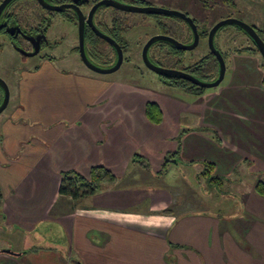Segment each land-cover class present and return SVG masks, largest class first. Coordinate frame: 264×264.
I'll use <instances>...</instances> for the list:
<instances>
[{
    "label": "crops",
    "instance_id": "crops-1",
    "mask_svg": "<svg viewBox=\"0 0 264 264\" xmlns=\"http://www.w3.org/2000/svg\"><path fill=\"white\" fill-rule=\"evenodd\" d=\"M39 64L21 69L0 119V249L21 252L13 260L0 253V264H264V196L255 190L264 180V85L256 66L235 63L226 97L213 96L209 112L210 93L145 81L151 95L139 97L141 87L125 77ZM148 101L160 105V122L146 116ZM129 104L128 112L102 110ZM207 163L225 185L246 188L213 186L207 194L232 201L204 207L186 174L168 178L182 165L201 168L198 179ZM95 165L116 181L79 199L59 192L63 171L88 174ZM148 172L167 185L153 199L135 188L165 186L142 181ZM179 185L196 204L175 212L171 187Z\"/></svg>",
    "mask_w": 264,
    "mask_h": 264
},
{
    "label": "flooded vegetation",
    "instance_id": "flooded-vegetation-1",
    "mask_svg": "<svg viewBox=\"0 0 264 264\" xmlns=\"http://www.w3.org/2000/svg\"><path fill=\"white\" fill-rule=\"evenodd\" d=\"M1 1L2 0H0V3ZM46 1L57 5L76 4L84 12L85 16H87L92 6L99 0H79L77 2H75L74 0H46ZM120 1H125V0H120ZM248 1L251 0H199L197 6H194L192 10L191 9L188 10L189 8L188 0H127L125 1V3H130L135 5L159 6L169 9H176L178 11L186 13L187 15L193 18V20L197 25L199 32V41L200 39L203 38L207 41L209 46V42H208L209 32L211 28L221 19L214 21L212 20L210 21L211 22L210 23L208 21L206 22L204 18L213 19L212 17L215 15L217 11H222L223 9H227V8L229 9L232 8V10H235L234 11L235 15H229L228 17H235L250 24L256 29L258 34L264 40V0H254L252 6L247 4ZM106 7H112V6H107V5L100 6L94 13L93 21L95 25L102 32L106 33L107 35H109L119 43L120 47L122 48L123 56H124V60L122 64L126 61L127 63H132L133 66L134 64L133 62H131V59L133 55L138 54V52H133L134 49L129 48V44L128 42H126V36L128 34V30L131 28L132 29L139 28V26H146L153 24L161 29L160 32L158 31L154 33L146 32L145 36H141V38H143L139 40V42L141 43L139 48V54L141 56L145 43L149 40L150 37L156 34H166L173 36L178 41L185 44H190L194 41V33L190 24L183 17L179 15L165 14V13L130 12L118 8L112 10H106L107 9ZM56 14H61L65 18V20H67L68 22H72L73 24H76L78 27V35H79L78 14L76 10H74L72 7H65L60 11H55L44 7L42 4H40L38 0H11L5 6L0 17V23L3 24L2 26H0V32H5L7 34L8 38L11 41V45L15 49L18 56L21 58V63H19L16 67L19 68L21 67L28 68L30 66L40 67L41 64L38 63L34 65L27 63L28 59H33V58H38L40 59V61L49 60L55 62L57 60L56 58L58 57L53 52H46L45 50L48 46L51 45V42L48 38V30L51 24L54 22ZM196 14L203 15L201 19L204 20L202 23H200L201 25H199V22L197 21L198 17L196 16ZM228 17H222V18L224 19ZM228 25L234 26L236 28L234 29L236 30L234 33L236 34L241 33L245 35L247 39L254 45V47L252 45L246 47L244 46L242 50L241 49L238 50L242 52L243 51L253 52L257 50L258 52H260L252 37L239 25L236 24L223 25L217 30L216 34ZM215 37H214V44H215ZM215 46L222 52L224 58L226 59L225 53H223L222 49H220L216 44ZM36 48H39V51L34 53L33 55H30V53H33L31 51H34ZM85 50L89 59L92 60V62L101 66H112L116 63L118 59V52L115 46L107 39L100 36L91 27V25L87 23V21L85 23ZM190 50L192 49H183L167 40L160 39L153 42L150 45V47L148 48V55L150 60L157 65H161L164 67L168 66L169 68L172 67V68L183 69L180 68V66L182 67L183 64L186 65L185 62L187 60V52H190ZM209 53H212L210 47H209ZM209 53H207L206 55H208ZM77 54L80 59L81 66L87 67L82 60L79 47H77ZM212 54L216 57L214 53ZM59 58L60 60L64 59L61 56H59ZM173 61H175L174 65H173ZM142 62L145 65L143 61V57H142ZM166 62H168V64H166ZM69 65H70L69 67H75L73 63ZM133 67L139 68L137 63ZM157 75L159 79L165 84H169L170 83L169 79H172V77H165V75H159V74ZM2 100L3 97L1 98V101Z\"/></svg>",
    "mask_w": 264,
    "mask_h": 264
},
{
    "label": "rangeland",
    "instance_id": "rangeland-1",
    "mask_svg": "<svg viewBox=\"0 0 264 264\" xmlns=\"http://www.w3.org/2000/svg\"><path fill=\"white\" fill-rule=\"evenodd\" d=\"M120 1V0H119ZM127 1V0H125ZM122 1V2H125ZM253 1H248V5H253ZM187 6V5H186ZM188 7V6H187ZM194 6L192 4H190L189 9L192 10ZM230 7V6H228ZM106 10H112L115 9V7H106ZM196 11V10H195ZM235 10H232L227 8V9H223L222 11H217L215 13V15L211 18H204L205 21L210 22V21H214V20H220L223 19L222 17H228L229 15H235L234 13ZM196 16L198 17V22L199 25H201L200 23L203 22L204 19L202 18V14H196ZM152 21V20H151ZM211 23V22H210ZM234 26H226L224 29H222L221 31H219L216 34L215 37V44L222 49L223 53H225L226 56V73H225V77L222 80V82L215 87H206V93H210L209 94V101H211L212 97L214 96L218 101H220V99H224L226 97L225 95V91H228V84L231 82V78H230V74L232 69L234 68L235 63L237 64L236 66L240 65V64H246L250 67H257L255 72H258L256 75H260L261 77L264 76V59L261 55L260 52H258L257 50H254L253 52H249V51H240L238 49H241L245 46H249L252 45L254 47V45L247 39V37L241 33H234L236 30ZM160 32L161 29L156 27L155 25L151 24V25H146V26H139V28H131L128 30V34L126 36V42H128L129 44V48L134 49L133 52H138V54L133 55L131 62H133V66H135V64L137 63L139 68H141L143 70V72H138L135 70H138V68H134L132 66V63H127L126 61L122 64V66H120L116 71L110 72V73H106L108 74L110 77H114V78H121L123 79L124 77L127 79H130L134 82H137L138 85H136L137 87H141L138 88L140 89L138 92L139 97L142 96H150L151 92L150 91H145V90H149V88H145L147 87L145 83V81L149 82L148 85L151 84V87L155 86L157 87L158 85V90H160L161 88H165V92L170 91L171 87L170 85L164 84V83H160L159 77L157 75L156 72H154L153 70L149 69L146 67V65L143 64L142 62V56L139 54V48L141 43L139 42V40L143 39L141 38V36H145V33H154V32ZM48 38L51 42V45L48 46L45 50L46 52H53L58 58H56L57 60L55 61V64L57 63V66H70L69 64H80V59L78 57L77 54V47H79V35H78V27L76 24H73L72 22H68L67 20H65V18L61 15V14H56L55 15V19L54 22L51 24L49 30H48ZM237 39V40H236ZM136 50V51H135ZM129 51V52H132ZM240 51V52H239ZM207 53H209V46L208 43L205 39H200V41L198 42L197 46L195 48H193L192 50H190V52H187V60H186V65L193 63L197 60H199L201 57H203L204 55H206ZM59 56H61L64 59L59 58ZM245 56V57H244ZM41 61L38 58H33V59H28L27 63L29 64H39ZM19 63H21V58L18 56V54L16 53L15 49L13 48V46L11 45V41L8 38L7 34L5 32H0V77H2L4 80H6V82L9 85L10 88V102H9V107H7V109H5L3 112L0 113V119L1 117L9 110L10 105L13 103L14 99H15V88L16 85L18 83V79H19V74L21 71V68L16 67ZM166 64H168V62H166ZM175 64V61H173V65ZM165 65V64H164ZM166 66V65H165ZM168 67V66H167ZM72 69H74V67H72ZM140 73V74H139ZM195 76L199 77L200 79L204 80V81H211L212 75L210 74H206V73H198V72H194ZM143 77H142V76ZM141 80V81H140ZM140 81V82H138ZM139 83L143 84V85H139ZM226 86V87H225ZM225 87V88H224ZM145 89V90H143ZM173 90H175V88H173ZM172 90V91H173ZM176 91V90H175ZM3 97V90L0 88V100ZM208 101V102H209ZM166 100L162 99V106L165 107L166 111L169 112L170 109H168V105L165 103ZM215 101H211V103H209V106L211 107L210 110H208L209 112L213 111V108L215 107ZM212 105V106H211ZM109 107V108H107ZM135 107V105H126V106H103L102 110L107 111L108 109L110 111H120V112H128L130 111V109L132 110V108ZM103 112V111H102ZM197 168H187L184 167L182 165H179V167L176 166H172V168L169 171V175L168 178H170L169 176H171L172 178H175L176 175H184L186 174L185 180L191 185V187H193L202 197V199H199L197 202L198 203H202V205L204 207H213L214 204V200L216 201H232L231 198L229 199L226 195H223L221 197H219V199H215L218 198L216 196H212L207 194L209 188H212L213 186H216L219 188V190H224L227 191L229 190V192H234L233 189H237V190H242L244 188H246V184L243 183L239 186H231L230 184H226L224 183V181L219 177V178H213L211 181H213L214 183L211 184L210 176H214V171H212L211 169L207 168V164H206V168L204 169V171L202 172V175L199 176L198 179L195 178V176L193 174L198 173L199 171H201V168H199V170ZM81 172V171H80ZM83 173V172H81ZM85 174V173H84ZM173 175V176H172ZM159 180H156L153 175L151 173H145V175H142V181L148 182V183H155L158 182L161 185H165L166 183L161 180L159 177H157ZM223 182V183H221ZM167 185L161 187L158 186H154V187H148V186H135V188H137V192L140 190V194L141 195H148L150 196L151 194V199H153L154 196L157 197V195L162 192L161 190H165ZM172 190L171 192L174 193V198H172V206L171 208L173 210H175V212L178 211H182L185 209H190L192 207L193 204H196V200H193V197H186V194L184 195L185 192V188L184 185H179L176 187H171ZM231 190V191H230ZM183 192V194H181ZM150 193V194H149ZM146 195L144 197H146ZM231 195L233 196V193H231ZM189 196H191V191L189 193ZM143 197V198H144ZM211 209V208H210ZM12 237L16 238V235H11ZM9 238V236H7ZM13 239V238H12ZM16 241V240H14ZM15 246V244H14ZM61 254H62V250H60ZM6 258L13 260L14 257L8 255H5ZM19 260V259H18ZM6 264V263H5ZM80 264V263H79Z\"/></svg>",
    "mask_w": 264,
    "mask_h": 264
},
{
    "label": "water",
    "instance_id": "water-1",
    "mask_svg": "<svg viewBox=\"0 0 264 264\" xmlns=\"http://www.w3.org/2000/svg\"><path fill=\"white\" fill-rule=\"evenodd\" d=\"M11 0H2L0 3V17L2 14V11L4 10L5 6L10 2ZM40 4H42L44 7L55 10V11H60L64 9L65 7H72L74 10H76L78 14V26H79V50H80V55L82 57L83 62L85 65L90 68L91 70H94L99 73H110L113 71H116L122 64L124 60L123 56V51L122 48L120 47L119 43L114 40L112 37L107 35L106 33L102 32L94 23L93 21V16L96 10L100 6H112L118 9H122L125 11H130V12H140V13H165V14H176L181 17H183L191 26L193 33H194V41L190 44H185L180 41H178L176 38L170 35L166 34H156L152 37L149 38V40L145 43L143 47V52H142V57L145 65L156 72L159 75H170V76H178L181 78H184L193 84H196L201 87H215L218 86L222 80L225 77L226 73V61L224 58V55L222 52L215 46L214 44V37L217 32V30L226 24H236L241 26L254 40L256 43L258 49L260 50L261 55L264 57V40L261 38V36L258 34L256 29L251 26L250 24L244 22L241 19L235 18V17H228L221 19L218 21L210 30L209 32V37H208V42H209V47L212 50V53H214L218 59L219 62V72L218 76L211 81H204L200 79L199 77L195 76L194 74L183 70V69H178V68H169V67H164L161 65H157L153 63L148 55V48L150 45L160 39L167 40L176 46L183 48V49H193L199 42V32L197 25L193 18L189 15H187L184 12L178 11L176 9H169L165 7H159V6H150V5H135V4H130V3H125L119 0H99L97 1L89 11L88 15L85 16L84 12L80 9V7L76 4H52L47 2L46 0H38ZM75 2L79 0H74ZM89 23L91 27L103 38L107 39L109 42H111L115 48L117 49L118 52V59L116 63L112 66H101L98 65L92 60L89 59L87 56L86 50H85V23ZM3 24L0 23V26ZM24 51V50H23ZM39 48H36L34 51H31L33 53H30V55H33L34 53L38 52ZM0 87L3 90V100L0 103V113L4 111V109L7 107L9 101H10V88L6 80H4L2 77H0ZM0 253H7V254H12V255H20L21 252H16L10 248H2L0 249Z\"/></svg>",
    "mask_w": 264,
    "mask_h": 264
},
{
    "label": "trees",
    "instance_id": "trees-1",
    "mask_svg": "<svg viewBox=\"0 0 264 264\" xmlns=\"http://www.w3.org/2000/svg\"><path fill=\"white\" fill-rule=\"evenodd\" d=\"M258 67V66H257ZM180 68L189 71L194 74L198 72L200 74L206 73L212 75L211 80H214L218 76L219 64L216 57L209 53L201 59L190 63L188 65H182ZM165 77H172L170 80V85L180 86L186 91L192 94H203L205 92V87L195 85L185 79H181L176 76L165 75ZM261 82L264 85V76L261 77ZM1 102V100H0ZM146 116L153 123H158L162 119V109L160 105L155 101H148L146 104ZM144 167L148 168L149 165L142 162ZM207 168L214 171V164L207 163ZM213 178H219L214 174L210 176V181ZM117 176L113 170L103 165L92 166L88 174H83L78 170L72 169L62 172V180L59 187V192L64 195H70L74 199H79L84 196L95 193L97 190L101 189L105 185L114 183ZM214 183L211 181V184ZM255 190L262 196H264V180H259L255 184ZM3 197L2 189L0 186V198Z\"/></svg>",
    "mask_w": 264,
    "mask_h": 264
}]
</instances>
